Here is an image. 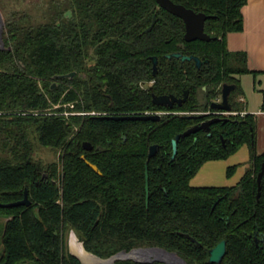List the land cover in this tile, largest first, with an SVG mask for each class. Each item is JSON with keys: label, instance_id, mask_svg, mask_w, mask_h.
Instances as JSON below:
<instances>
[{"label": "trees", "instance_id": "16d2710c", "mask_svg": "<svg viewBox=\"0 0 264 264\" xmlns=\"http://www.w3.org/2000/svg\"><path fill=\"white\" fill-rule=\"evenodd\" d=\"M171 1L208 17L209 41L185 42L182 20L155 0H47L36 15L8 12L0 48V203L18 202L26 190L30 205L0 208V264H81L66 251L68 230L99 259L157 248L185 264H211L209 250L225 241L220 264H264V175L256 201L264 152L256 151L255 118L245 111L239 81L255 73L244 53L226 46L227 34L243 28L246 0ZM174 53L203 64L166 58ZM70 73L76 75L57 79ZM223 85L235 86L231 111L215 115L211 104ZM185 91L181 106L152 103ZM146 113L161 119H108ZM211 118L221 120L208 133L180 138L173 156L175 137ZM33 140L58 152L57 162H35ZM153 145L157 153L148 159ZM244 145L249 167L236 186H190L204 163L226 160Z\"/></svg>", "mask_w": 264, "mask_h": 264}, {"label": "crops", "instance_id": "0c3cea01", "mask_svg": "<svg viewBox=\"0 0 264 264\" xmlns=\"http://www.w3.org/2000/svg\"><path fill=\"white\" fill-rule=\"evenodd\" d=\"M243 28L240 32L227 34L229 52L246 55L247 68L255 74L239 78L245 111L254 115L256 123V151L264 152V0H246L241 8ZM249 167L246 145L226 160L208 161L190 180L192 187H233ZM234 168L232 174L227 170Z\"/></svg>", "mask_w": 264, "mask_h": 264}, {"label": "water", "instance_id": "95a60500", "mask_svg": "<svg viewBox=\"0 0 264 264\" xmlns=\"http://www.w3.org/2000/svg\"><path fill=\"white\" fill-rule=\"evenodd\" d=\"M155 2L159 8L163 9L164 11L168 12L169 14H171V15L182 20V22L184 23V27H185V33H184V41L185 42H192L195 40H199V41H209L210 40L209 36H207L204 33V22L208 18L205 14L195 13L192 10L186 9L185 7H183L181 5L174 4L171 0H155ZM154 24H155V17L153 18V21H152V24L150 25V27L147 30H145L144 33L149 32L152 29V27L154 26ZM2 47H3V44H1L0 48H2ZM166 58L167 59H171V58L179 59L181 62L192 61L197 69H199L203 64V62L198 57L184 56V55H181L179 53L167 55ZM151 61H152V76L154 77V76H156V74L158 72L157 59L154 57L151 59ZM75 75H76V73H70V74L65 75V76H59V77H57V79H63V78L72 79ZM55 86H56L55 84L52 85L51 89H53ZM234 89H235V86H233V85H223L221 88L220 101L212 103L211 108L214 110L220 111V112H230L231 106L228 102V98H229L230 93ZM187 97H188V91H185L183 93L182 98H176L172 95L153 96L152 97V103L156 106L164 107L167 109H172L174 107V105H177V106L183 105L186 102ZM108 119L115 120V121H136V120H138V121L158 122L161 119V115L160 114H150V115H138V116H120V117H109ZM220 120H221L220 118L208 119L206 121L201 122L199 125L193 126L192 128L188 129L184 133L177 135L175 137V139L172 141L173 156H175V154H176V143L180 138H185V137H187L191 134H194L196 132H199V131L208 133L210 130V126L219 122ZM83 148L86 151H90L92 149L91 145L88 143H84ZM157 150H158V147L156 145L151 146L149 148V152H148V159L155 156V154L157 153ZM81 159L86 163V165L94 173H96L97 175H101L98 168L95 165L89 163L84 158V156H82ZM263 175H264V163H262L260 172L258 173L257 178H256V183H257L256 201H258V199L260 197L261 179H262ZM145 180H146V185H145L146 196L145 197H146V201H147L148 197H149V187H148V182H147V180H148L147 171L145 172ZM29 205H30V202L27 199V193L25 190L24 191V197L22 200L15 202V203H10V204H1L0 203V208H12V207H18V206L28 207ZM160 251L167 253L161 249H160ZM169 254L175 255L173 253L172 254L169 253ZM225 255H226V243H225V241H221L216 247L209 250L208 262L211 264H220L222 262L223 258L225 257ZM73 256L76 257L75 255H73ZM113 257H111L109 259H112ZM103 261H105V260H103ZM135 261H137V260H135ZM181 261L184 263L183 260H181ZM138 262H141V261H138ZM81 264H82V262H81ZM99 264H104V263H99Z\"/></svg>", "mask_w": 264, "mask_h": 264}, {"label": "rangeland", "instance_id": "374dc122", "mask_svg": "<svg viewBox=\"0 0 264 264\" xmlns=\"http://www.w3.org/2000/svg\"><path fill=\"white\" fill-rule=\"evenodd\" d=\"M46 2H47V0H0V46L2 44L1 36H2L3 31H4V22H5L6 16L8 15L9 11H11V10L27 11L31 15H36L37 13H41L42 11L45 10V8H46L45 3ZM53 84L57 85V83H55V82ZM32 144H33L32 159L35 162L40 163L43 166H47L51 163L57 162L58 152L53 151V150H49V149H44V148L40 147L35 142V140L32 141ZM5 223H6V219L4 217H0V255L2 253L1 236H2V232L4 229ZM72 234H74L76 236L77 241L83 246L82 242L79 240V238L75 234V232L72 230H68L64 235V244H65L66 251L68 253H70L71 255H72V252L70 250V238H71ZM152 249H156V250L160 251V249H157V248H152ZM141 250H150V249H141ZM157 255L160 258H156V259L153 258L151 260L141 261V262L161 261V262H164L166 264H173V263H170L168 261V257L163 256L160 253ZM165 255H170V254L165 253ZM174 256H176V255H174ZM128 259H131V258H128ZM101 260L106 261L108 259H101ZM131 260H135V259H131ZM137 261H140V260H137ZM182 264H184V263L182 262Z\"/></svg>", "mask_w": 264, "mask_h": 264}, {"label": "bare ground", "instance_id": "6f19581e", "mask_svg": "<svg viewBox=\"0 0 264 264\" xmlns=\"http://www.w3.org/2000/svg\"><path fill=\"white\" fill-rule=\"evenodd\" d=\"M70 250L73 255H75L81 262L82 264H99V263H104V264H112L116 260L120 259H135V260H140V261H148L151 259H156L160 258L157 254H161L163 256L168 257V261L173 264H182L180 259H178L174 255H165V253L158 251L156 249H150V250H134L129 253H120L116 256H114L112 259L103 261L99 259L98 257H95L88 252L85 251L83 246L77 241L76 236L74 234L71 235L70 238Z\"/></svg>", "mask_w": 264, "mask_h": 264}, {"label": "built area", "instance_id": "2783aa9c", "mask_svg": "<svg viewBox=\"0 0 264 264\" xmlns=\"http://www.w3.org/2000/svg\"><path fill=\"white\" fill-rule=\"evenodd\" d=\"M73 106H70V108H72ZM215 115H228L230 114V112H217V113H214ZM65 116H68V115H80V116H86V115H90V116H97L98 114L97 113H73V114H67V113H64ZM145 115H150L148 113H146ZM244 113H241V116H243Z\"/></svg>", "mask_w": 264, "mask_h": 264}, {"label": "flooded vegetation", "instance_id": "af4514ba", "mask_svg": "<svg viewBox=\"0 0 264 264\" xmlns=\"http://www.w3.org/2000/svg\"><path fill=\"white\" fill-rule=\"evenodd\" d=\"M219 102V101H218Z\"/></svg>", "mask_w": 264, "mask_h": 264}]
</instances>
